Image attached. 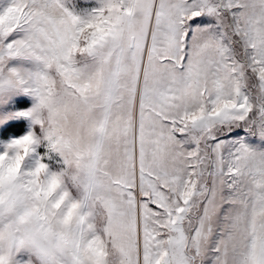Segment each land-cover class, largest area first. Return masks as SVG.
Returning <instances> with one entry per match:
<instances>
[{
	"label": "snow or ice",
	"instance_id": "6c2138e0",
	"mask_svg": "<svg viewBox=\"0 0 264 264\" xmlns=\"http://www.w3.org/2000/svg\"><path fill=\"white\" fill-rule=\"evenodd\" d=\"M0 264H264V0H0Z\"/></svg>",
	"mask_w": 264,
	"mask_h": 264
}]
</instances>
